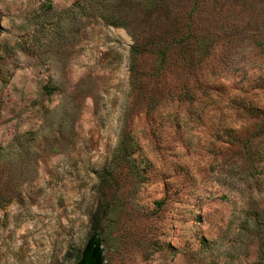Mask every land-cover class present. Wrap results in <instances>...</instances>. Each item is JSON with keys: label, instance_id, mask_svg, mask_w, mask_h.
I'll list each match as a JSON object with an SVG mask.
<instances>
[{"label": "rangeland", "instance_id": "rangeland-1", "mask_svg": "<svg viewBox=\"0 0 264 264\" xmlns=\"http://www.w3.org/2000/svg\"><path fill=\"white\" fill-rule=\"evenodd\" d=\"M145 6L0 0V264H264V0Z\"/></svg>", "mask_w": 264, "mask_h": 264}, {"label": "trees", "instance_id": "trees-1", "mask_svg": "<svg viewBox=\"0 0 264 264\" xmlns=\"http://www.w3.org/2000/svg\"><path fill=\"white\" fill-rule=\"evenodd\" d=\"M160 0H146V8L150 9L156 6ZM106 3V2H105ZM105 3L100 4V11L103 12L102 19L109 20L112 24L115 22H120L121 26H124L125 22L121 21L120 17H115L107 15L105 12ZM164 42V46L158 50L157 59H158V70L156 74H160L164 70V64L166 61L167 51L172 46H179L183 51V56L185 57L192 45H196L199 50H206V40L203 37L196 36L195 33L191 30V25H189V31L182 38L177 39L175 35L169 36ZM140 53V47L135 41L131 48V63H130V72L134 77L136 75V59ZM188 60V57H185V61ZM123 151H127L126 147H121ZM109 216V210L107 207L97 208L90 219L91 223V232L85 241L82 249L79 251L74 264H106L105 262V250L104 246L107 243V233H104L105 220Z\"/></svg>", "mask_w": 264, "mask_h": 264}]
</instances>
